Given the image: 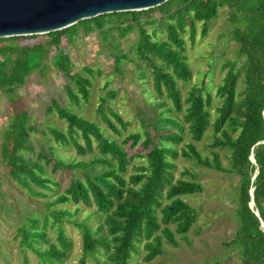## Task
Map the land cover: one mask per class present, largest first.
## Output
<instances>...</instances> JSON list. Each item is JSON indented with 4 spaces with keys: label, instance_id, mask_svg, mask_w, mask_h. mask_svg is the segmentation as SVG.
<instances>
[{
    "label": "trees",
    "instance_id": "obj_1",
    "mask_svg": "<svg viewBox=\"0 0 264 264\" xmlns=\"http://www.w3.org/2000/svg\"><path fill=\"white\" fill-rule=\"evenodd\" d=\"M220 8L227 9L230 37L237 46V59L243 60V88L237 89L236 64L226 62L223 66L225 76L215 93L221 100L219 106H214V97L204 83L201 87L194 86L182 101L178 82H189L192 72L186 62L185 41L181 34L189 24L193 38L195 24L200 23L204 37L210 23L218 18ZM154 10L168 21L166 39L162 41H153L140 21L141 16ZM107 22L112 26L109 30H116L120 37L138 30L137 67L142 63L148 69L152 92L161 100L158 105L168 106L167 113H181V120L162 117L158 125L151 127L152 133L146 131L144 136L129 133L123 144L130 142L129 151L139 149L129 153L115 139L106 136L95 122L52 102L48 112L56 114L66 124L65 132L49 128L53 141L59 146L72 147L78 156L94 150L98 152L88 163L65 164L55 159L52 148L48 153L39 152L34 159L25 157L24 153L30 150L31 128L27 126L26 112L15 109L0 146V158L10 178L30 195L47 198L59 186L47 175L49 164H52L50 171L53 173L59 169H82L81 178L73 174L67 188L47 203L49 208L71 204L74 215L80 212L79 205L93 208L86 220L73 221L82 240L81 257L76 264H88L89 259L94 264H131L132 255L140 253L141 244L145 251L144 264H153L151 262L162 253V240L176 246L175 235L185 236L197 219L196 209L183 198L202 193L203 187L196 181L179 179L173 182L174 164L168 157L176 158L180 154L199 167L235 174L238 178L235 215L239 225L233 238L221 245L236 255L234 264H264V0H169L147 11L113 13L80 21L47 34L49 41L44 44L21 45L18 42L37 36L0 39V96L8 97L15 105L16 89L25 84L31 73L41 71L51 61L69 81L64 89L70 102L78 105L80 100L88 101L90 79L70 72V60L59 47L63 38L71 42L80 30L84 33L98 30L106 37ZM51 48L56 49L52 56ZM127 59L125 55H115L116 65ZM84 71L93 74L90 68ZM111 97L115 98V94L111 93ZM211 110L215 115L213 121ZM96 112L115 136L122 137L127 123L104 99ZM209 127L213 134L208 146L211 158L201 154L194 144L203 140ZM185 135L190 142L178 151L176 147L184 142ZM93 143L96 144L94 148ZM215 149L228 151L229 170L222 167ZM251 155L254 164L250 161ZM135 158H142L144 162L133 167V174H128V167ZM97 165L102 169L95 172L93 168ZM255 172L257 175L253 179ZM251 201L253 209L249 207ZM70 216L68 209L59 208L40 217L43 230L50 220L52 227L57 225V245L49 243L45 232L39 229L38 219L25 217L16 235L20 239L19 247L35 254L40 264L62 263L72 249V241L62 227L63 219ZM92 216L100 220L95 229L87 224ZM41 242L47 247L40 249Z\"/></svg>",
    "mask_w": 264,
    "mask_h": 264
},
{
    "label": "rangeland",
    "instance_id": "obj_2",
    "mask_svg": "<svg viewBox=\"0 0 264 264\" xmlns=\"http://www.w3.org/2000/svg\"><path fill=\"white\" fill-rule=\"evenodd\" d=\"M155 9V8H154ZM227 9L220 8L218 18L210 23L208 33L201 36V24H195L193 38L190 34V25L187 24L185 32L181 34L185 41L186 62L192 72V79L187 83L178 82V88L184 101L189 91L194 87L206 86L214 97V106H219L221 100L215 97L216 87L222 82L226 69V62H234L239 72L237 89L243 88V60L237 59L236 44L231 40L230 28L226 15ZM154 10L147 16H141L142 27L151 36L153 41L165 40V25L168 21ZM169 23H174L170 21ZM76 25V24H75ZM110 22L104 27L108 31L104 37L98 30L90 33L78 31L71 42L62 39L60 49L70 60L72 74L79 73L90 79V97L88 101L80 100L78 105L72 104L66 96L65 85L69 83L64 74L58 71L48 61L41 71L31 73L24 85L16 89V104L8 101V97L0 96V146L4 133L8 129L15 109L25 111L27 114V126L31 128L29 136L30 148L25 154L27 159H34L39 152L48 153L49 148L55 152V159L69 163H88L98 152L94 150L85 156H78L72 147L57 145L51 138L49 128H56L63 132L66 130L64 121L59 120L56 114L48 112L52 102L60 107H65L82 118L99 125L106 136L115 139L125 150H128L130 142L123 144L124 138L129 134H141L148 131L152 133V126L158 125L160 118L176 117L181 120V113H167L166 106H159L160 98L152 92V77L148 69L140 63L137 67L135 48L138 42V30L134 29L125 37H120L116 30H109ZM44 35L36 38L18 41L21 45H30L49 41ZM32 37V36H27ZM5 39V38H4ZM56 49L51 48V56ZM115 55H125L129 59L121 60L116 65ZM140 66V67H139ZM144 67V68H143ZM90 68L92 75L84 69ZM72 86V85H71ZM115 94V98L111 97ZM112 107L127 123V130L122 137L115 136L99 119L97 108L101 100ZM153 100V101H152ZM168 105H170L168 103ZM213 121L215 115L211 110ZM165 125V124H163ZM161 125V126H163ZM147 128V130L145 129ZM172 130V129H171ZM212 128L209 127L203 140L194 143L198 151L211 158ZM190 138L185 135L183 143L176 149L180 151L184 144L189 143ZM80 143L83 145L82 141ZM93 143V148L95 147ZM138 147L129 153L138 152ZM220 157L221 165L229 170V153L227 150L215 149ZM172 161L173 182L183 179L196 181L203 187V192L183 199L197 211V219L190 231L185 235H175L176 246L162 240V253L151 263L153 264H234L236 255L224 248L221 243L233 238L239 225L236 210V193L238 178L229 171L217 172L195 165L193 161L183 159L180 154L176 158L168 157ZM144 159L135 158L128 167V174H133V167L140 165ZM52 164L46 167L47 175L58 183L56 192L49 197H37L30 195L22 189L9 174L8 168L0 158V264H40L38 257L29 250L19 247L20 239L16 237L18 229L24 224L25 217H33L39 220V229L45 232L49 243L57 245V225L52 227V220L45 230L42 229L40 217L48 214L53 209H68L72 216L65 217L62 222L64 233L72 241V249L60 264H76L81 257V233L73 225V221L86 220L92 211V207L79 205L81 210L74 215V206L71 204L55 205L51 208L47 203L52 197L61 194L67 188L73 174L81 178L82 169L57 170L51 172ZM101 166H95L93 170L98 172ZM87 224L95 229L100 220L97 216L88 218ZM170 228L174 230V226ZM40 249L47 247L41 242ZM145 251L140 245V253L133 254L131 264H144ZM88 264H94L88 260Z\"/></svg>",
    "mask_w": 264,
    "mask_h": 264
},
{
    "label": "water",
    "instance_id": "obj_3",
    "mask_svg": "<svg viewBox=\"0 0 264 264\" xmlns=\"http://www.w3.org/2000/svg\"><path fill=\"white\" fill-rule=\"evenodd\" d=\"M169 0H0V39L49 34L98 16L141 12ZM251 163H255L253 155ZM255 172L253 179L256 177ZM253 189L250 194L252 197ZM253 209V201L249 204ZM258 216V213L255 212ZM264 227V226H263Z\"/></svg>",
    "mask_w": 264,
    "mask_h": 264
}]
</instances>
